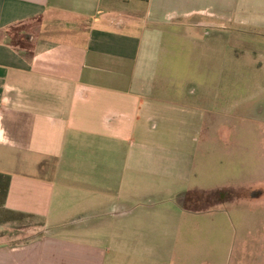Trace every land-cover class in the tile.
<instances>
[{
  "label": "crops",
  "instance_id": "obj_1",
  "mask_svg": "<svg viewBox=\"0 0 264 264\" xmlns=\"http://www.w3.org/2000/svg\"><path fill=\"white\" fill-rule=\"evenodd\" d=\"M259 10L0 0V264H58V250L69 264L75 238L58 237L124 217L134 264H264V99L251 98L264 88L218 43ZM33 19L31 50L11 46L8 31ZM13 216L41 237L11 243ZM83 247L104 264L98 243Z\"/></svg>",
  "mask_w": 264,
  "mask_h": 264
},
{
  "label": "rangeland",
  "instance_id": "obj_2",
  "mask_svg": "<svg viewBox=\"0 0 264 264\" xmlns=\"http://www.w3.org/2000/svg\"><path fill=\"white\" fill-rule=\"evenodd\" d=\"M261 2L264 3V0H261ZM259 11L260 13L258 14H251L250 25L243 28L244 30L242 28H237L235 25H230L228 27L230 35L228 42L226 38H222L221 36H219L218 39V43H222L225 47L223 50H220V52H224L226 48H230L231 55L228 58L229 61H235L237 58H242V56L245 57V71L249 74V80H247L246 83L250 84L251 89L264 88V10ZM38 23V19H33L24 25L14 27L8 31V35L13 37L17 34L21 35L24 33L26 35L35 33ZM206 32L208 33V36L204 39H208V41L211 42V36H213V33L211 31ZM207 54L209 55V52ZM222 55L223 54L220 53V56ZM230 64L229 67L231 66ZM222 66L225 69V64ZM230 68L233 71H237L236 69H238L234 64ZM220 86H226L225 79L220 81ZM251 98L252 100H260L261 98L264 99V96H252ZM258 103L259 102L253 104ZM125 209H132V207L127 206ZM12 218L14 220L12 226L15 228L12 230V234L8 237V240L11 243L23 242L28 236L32 235H36L35 238L41 237L39 233L42 231V225H40L38 221L17 218L14 216ZM104 221L105 223L104 225H101L100 229L95 227L84 233H70L69 235L58 237L66 240L75 238L77 248L76 252H74V257H69V264H86L87 252L83 251V245L92 242L98 243L100 250L105 253L104 264H134V218L124 217L118 220L106 218ZM73 227H76V225H73ZM26 228L27 230H25V232L17 235L20 230ZM83 234H85V237L89 238V240L83 239L81 236ZM254 239V234H251L249 240L250 246L255 243ZM54 257L58 264H66L65 261L67 257L60 250L57 251ZM252 260L253 258H250V261Z\"/></svg>",
  "mask_w": 264,
  "mask_h": 264
},
{
  "label": "trees",
  "instance_id": "obj_3",
  "mask_svg": "<svg viewBox=\"0 0 264 264\" xmlns=\"http://www.w3.org/2000/svg\"><path fill=\"white\" fill-rule=\"evenodd\" d=\"M24 32V31H23ZM10 44L13 47H17L21 50L29 52L31 50V45L26 39V35L23 33L21 35H14L13 37L10 36ZM192 196L190 195V198Z\"/></svg>",
  "mask_w": 264,
  "mask_h": 264
}]
</instances>
